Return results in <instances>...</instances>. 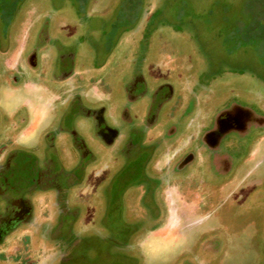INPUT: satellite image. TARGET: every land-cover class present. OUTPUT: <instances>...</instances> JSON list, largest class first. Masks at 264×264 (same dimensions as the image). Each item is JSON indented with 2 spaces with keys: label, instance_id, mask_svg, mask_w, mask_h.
I'll use <instances>...</instances> for the list:
<instances>
[{
  "label": "rangeland",
  "instance_id": "obj_1",
  "mask_svg": "<svg viewBox=\"0 0 264 264\" xmlns=\"http://www.w3.org/2000/svg\"><path fill=\"white\" fill-rule=\"evenodd\" d=\"M22 37L27 49L48 47L54 62L58 48L72 53L69 108L103 110L104 125L117 134L107 145L80 113L66 124L100 164L96 169L81 167L67 150L73 135L54 132L58 120L39 136L37 161L53 159L58 177L46 189L45 206L30 197L34 227L22 231L35 234L31 249L53 264H264V135L231 181L207 174L185 186L194 202L181 203L180 217L168 216L161 190L144 171L155 156L154 131L180 115L175 101L184 113L194 99L204 114L225 98L264 104V0H0V75ZM141 75L145 96L129 103L124 87ZM165 86L174 94L159 108L151 98ZM94 88L101 102L91 104L80 95ZM22 96L5 98V110ZM155 109L156 126L148 128ZM44 115L31 116L21 140L28 141ZM108 161L113 168L105 167ZM19 239L6 254L21 246Z\"/></svg>",
  "mask_w": 264,
  "mask_h": 264
},
{
  "label": "flooded vegetation",
  "instance_id": "obj_2",
  "mask_svg": "<svg viewBox=\"0 0 264 264\" xmlns=\"http://www.w3.org/2000/svg\"><path fill=\"white\" fill-rule=\"evenodd\" d=\"M28 45L26 37L19 39L12 58L4 61L6 72L0 75V91L3 95V99H0V264H53L50 257L40 254L39 248L31 249L35 234L31 233L27 237V232L22 231V227L26 230L34 227L30 197L39 196V204L45 206L46 189L52 182H57L58 177V173L54 174L52 170L56 166L53 159H44L40 163L37 161L35 150L39 146V136L47 133L53 122L58 120L60 128L52 130L59 133L64 129L69 136L73 135V140L70 139L68 147H65L76 154L81 167L88 168L94 163V169L100 164L96 165V161H92L73 130L66 127L73 114L86 116L92 122L97 137L107 145L117 138V134L104 125L103 110L85 111L75 104L73 108H69L72 106V102L68 104L69 96L75 91L73 85L67 84L72 72V53L58 48L60 56L54 62L46 52L48 47L42 49L36 44L34 48L27 49ZM65 65L70 68L64 70ZM155 81L157 80L154 79L153 82ZM145 87L142 75L133 77L124 87L126 100L129 103L140 100L145 96ZM165 87L156 89L158 92L151 98L153 104L159 102V108L172 100L174 94L169 86ZM89 93L83 92L80 96L91 104L101 102L100 90L94 88ZM10 95L23 96L12 107V111L8 112L4 99ZM181 103L174 102V107L177 104L180 107L179 117L172 119L168 116L164 131L159 128L154 131L153 138L156 140L152 148L155 156L144 167V171L150 173L151 180L156 183L155 188L161 190L168 216L171 217H180L181 203L185 200L194 202V196L185 186H191L192 181H196L198 177L201 180L207 174H215L231 181L236 177L239 165L253 158L254 153L250 152L252 148L248 151L249 146H253L264 135V104H247L225 98L204 114L194 99L186 104L184 113L181 112ZM61 107L68 109L58 113ZM40 110H44V120L37 122V128L33 127V132L28 134L32 136L27 135V142L21 140V136L31 127V116L38 117ZM158 111L159 109H155L148 113V128L156 126L157 122L154 120ZM121 118L128 119L125 110L122 111ZM46 142V149L53 151V156L56 155L59 152L57 147L50 145L48 140ZM113 166L111 161L106 162L105 167ZM88 176L86 180L83 179V185L88 184ZM142 176L145 177L144 173ZM186 195L192 198L189 200ZM19 237L21 246L15 248L13 254H6L8 250L11 251L8 249L9 244ZM41 246L39 247L43 248ZM210 247L217 248L214 243H210ZM188 262L186 259L181 261L182 264Z\"/></svg>",
  "mask_w": 264,
  "mask_h": 264
}]
</instances>
